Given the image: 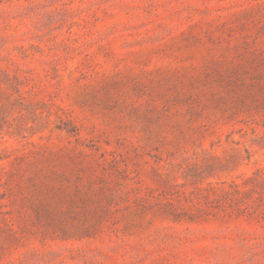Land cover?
Masks as SVG:
<instances>
[{"label":"rangeland","instance_id":"obj_1","mask_svg":"<svg viewBox=\"0 0 264 264\" xmlns=\"http://www.w3.org/2000/svg\"><path fill=\"white\" fill-rule=\"evenodd\" d=\"M0 264H264V0H0Z\"/></svg>","mask_w":264,"mask_h":264}]
</instances>
